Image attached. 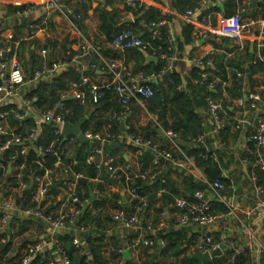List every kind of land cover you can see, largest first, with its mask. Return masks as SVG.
<instances>
[{"label": "built area", "instance_id": "2783aa9c", "mask_svg": "<svg viewBox=\"0 0 264 264\" xmlns=\"http://www.w3.org/2000/svg\"><path fill=\"white\" fill-rule=\"evenodd\" d=\"M97 1V0H91ZM142 1L150 0H123L126 7L137 9ZM238 1V0H234ZM246 4H250L251 0H243ZM264 2V0H261ZM45 6L48 9H55L66 14L62 6L57 0H45ZM202 4H196L192 8L185 11L187 16H196L201 23H210V14L202 10ZM35 10V4L27 6L22 13L29 14ZM164 21L149 22L146 29L155 38L160 35L161 27ZM260 33L256 40L257 55L253 60L257 59L264 64V18L260 21ZM46 27V20L40 21L32 28V34H35L37 29ZM245 24L239 14L231 16H223L220 18L217 30L222 35H229L235 38H240L243 34ZM167 45L165 50L160 45L152 46L149 42L144 41L140 35L133 33L128 27H123L117 31L110 41V44L118 50H128L137 48L142 50L149 56L157 58L165 64L162 68L155 72H137L126 80L123 75L120 64L117 60L102 61L104 68L108 72L109 79L103 84L89 83L87 77H81L78 81L72 82L71 97L82 105L87 104L86 100V86L88 87L89 99L95 103L100 97L103 89L111 90L115 100L121 105V111L111 115L112 118L119 115L124 118L129 110V103L135 100L141 107L146 108L144 101L151 97L156 92V85L162 81V76L168 70H174V66L178 58L176 47L173 39L168 35ZM80 55L93 52L97 54V49L94 44L89 43L84 37L80 39ZM47 51L41 50L40 55L44 58ZM213 54L211 52L209 55ZM206 56L193 57L190 61L193 66L199 68V79L195 83L204 86L206 90L214 91L217 84L220 82L218 77L207 80L208 72L205 68L211 67L212 61ZM229 56V55H228ZM69 62H54L51 64L42 63L37 68L29 81H26L25 72L17 57L16 51L10 47L3 45L0 47V106L8 99L19 96L21 113H16L17 119H23L30 115L36 116L40 122H36L37 126L31 128L27 136L21 138L17 135H12L10 139L6 140L0 147V151L8 149L12 144L20 145V153L27 152L26 141L35 140L42 131V126L46 123H52L54 126V139L44 149L42 146L37 147V153L43 154L44 151L55 156L56 160L52 166L44 167L41 175H35L31 178V183L35 185V193L32 200L36 202L35 206H25L23 202H18L17 197L13 194L4 195L3 179H0V223L3 226L10 224L15 216L22 217V219L42 220L45 222L46 234L43 239H35L26 244L20 255L10 262H3L0 264H30L33 258L40 254L42 259H46V264H69L65 252L62 249L58 236L63 233H70L73 231L72 244L80 250L81 254H86V241L83 234L91 231L90 226H78L77 220L79 216L91 209L89 198H79L75 189L77 179L82 176L80 173H75L71 181L68 182L64 189L65 197L62 206L56 213L45 214L43 206L40 202L44 199L54 184L55 176L61 172H67L66 166L63 165L61 156L64 154L63 148L57 144L60 138L63 139L62 127L64 120L61 116L65 112L64 101L69 96L67 92L60 94L59 102L52 108H40L33 104L34 97H29L26 94L34 90L37 85L43 80H48L50 77L57 74L60 67H65ZM237 76H242L238 72ZM5 77V78H4ZM29 84V85H27ZM226 82H221V89L225 87ZM158 86V85H157ZM180 88V87H178ZM261 92L249 90L243 96L236 98L235 104L239 108L232 116L233 128L241 130L245 124L249 123L248 114L252 112L254 118V129L249 136L251 142V160H242V167L246 170L247 185L251 187V193L257 195L256 201L248 208L245 218L238 212V206H235L234 201L238 198V188L241 186L236 182L229 172L220 167V178L228 181L227 189L230 190V201L226 195L221 193L224 189L223 184L219 180L208 181L204 176L201 167L196 164L195 157L188 155L178 144L179 134L171 130H164V140L168 145L161 144L155 139L144 137L139 134L127 133L122 138L135 149L137 156H140L144 151L151 153V161L149 167L143 172L133 170L129 165L125 164L121 167L111 165L112 159L109 158L104 162L103 144L106 138L91 130L83 131L86 138L89 140H97V145L88 156V161L95 164L97 169L106 166L109 176L108 178L114 181H123L121 184V191L119 197L115 201V206L111 209L110 217L112 222L117 227L124 231L132 232V235L127 240L126 248H118L114 245V240L109 233L93 234L92 238L100 237L103 248V256L110 257L111 253L121 254L120 258L115 264H124L126 260L123 252L125 249L137 250L141 248H154V246L163 248L166 246L164 238L158 237L160 232L166 233L169 226V221L176 218L177 228H191L188 234L187 245L185 246L186 254L204 255L210 254L219 249L222 244L224 248L217 256L211 257L210 261L219 259L221 264H237L240 257H246L244 264H261L260 260L264 255V182L260 183L258 174L264 175V101L261 100ZM205 104L207 106V114L204 118V127L192 143L202 145L205 152L210 153L212 160L217 159V153L209 149V140L212 134L225 133L228 129L229 122L225 117L223 100L216 99L212 95H206ZM241 109V110H240ZM1 117L3 115H0ZM123 120V119H120ZM159 127V126H157ZM160 128V127H159ZM5 132V127L0 124V134ZM71 142L77 140L71 136L66 140ZM11 167V166H10ZM16 167V172L13 176L21 180V174ZM60 170L62 171H59ZM167 172L174 174L180 172L191 176L195 181L206 184V189L197 191L193 195L194 201H188L182 197H175L171 205L159 209L154 213L155 208H159V202L152 206L148 205V193H140L136 187L131 185L134 179L142 181H154L158 177L165 175ZM244 176L241 177L243 180ZM94 182H100V178L92 179ZM162 182L165 179H161ZM6 184V183H5ZM28 183L19 181L18 187L24 190ZM165 188H161L157 193H165ZM93 194H98L97 190L92 191ZM96 196V195H95ZM219 201L227 208L226 212H215L214 202ZM175 211H171V209ZM102 210V209H98ZM129 210V211H128ZM95 213V211H92ZM157 216L155 217L153 216ZM222 222L232 228L230 234L218 232V226ZM51 248H54L51 250ZM209 262V261H208Z\"/></svg>", "mask_w": 264, "mask_h": 264}, {"label": "trees", "instance_id": "16d2710c", "mask_svg": "<svg viewBox=\"0 0 264 264\" xmlns=\"http://www.w3.org/2000/svg\"><path fill=\"white\" fill-rule=\"evenodd\" d=\"M198 0H172L170 7L176 12H184L187 8H192ZM108 6H112V0H104V6L99 14L100 21V31L105 36L107 42H110L113 36L117 33L119 29L125 26L120 27L121 21L116 18L113 10L107 9ZM240 3L235 2L234 0H227L225 2V12L224 16H231L236 14ZM26 6H23V10ZM86 6L84 5L83 8ZM143 8L131 9L127 8V11H131L134 15L139 13ZM218 10V8H216ZM260 16L264 18V9L261 7ZM74 12H77V10ZM243 17H247L246 13H243ZM85 15L81 16L80 22L83 20ZM145 22H157L164 20L165 16L162 15L155 8H148L144 14ZM132 27V32L140 35V37L149 42L152 46L160 45L165 50L167 45V33L164 26L161 27V33L159 36L153 38L150 32H145L146 27H143L138 24L137 21L130 24ZM190 28L184 29V40L188 42L190 39ZM95 46V45H94ZM96 47V46H95ZM128 57L133 59L135 62L134 72H157L159 71L165 62L157 60L156 63L148 62L146 60L145 54L142 50L137 48H132L126 50ZM69 55L65 58H62L61 62H70L71 58L75 55L81 53V51H73L72 49L67 50ZM111 57H114V54H110ZM248 46L245 47L244 53L240 55L227 57L225 53L214 52L211 55H208L207 58H210L212 61L211 67L205 68V71L208 72L207 80H211L214 77H218L220 82L217 84V87L214 91L206 90L204 86L195 83L196 79H199V73L201 70L197 67H193L189 76L181 78L175 70H168L162 76V84L158 83L156 85V92L144 101L147 111L156 118V121L165 130H171L179 134L181 137L180 146L186 151L188 155L195 157L196 164L201 167L202 172L208 181L219 180L224 189L221 190L223 195L230 194V190L227 189L228 181L220 178V167L222 163L214 162L211 159V155L208 152H205V148L202 145H196L192 143V139L201 132L204 127L203 118L196 112L198 107L205 105V96L212 95L213 97L221 98L222 90L221 82L228 81V78L231 79L229 85L225 87L224 91L227 93V97L223 100V106L227 109L229 100L228 98L233 99L242 93V85L244 77L237 76V73L240 72L242 75H246L249 87L253 88L257 85V82L253 76L258 72H264V64L259 60L255 59L249 61L248 59ZM33 64L36 63L32 59ZM37 64H39L37 62ZM51 64V63H49ZM145 64L143 67L136 68ZM175 67V66H174ZM175 69V68H174ZM73 66H70L66 72L56 74L49 78L46 82H40L37 87L26 95L29 97H34L33 104L40 108H52L60 100V94L63 91L70 90L69 83L76 82L79 80V72L76 71ZM88 72V73H87ZM86 74H90V70L86 71ZM1 84V80H0ZM163 84L166 85L169 92H166V88L163 87ZM180 87V88H178ZM252 91H256L255 89ZM86 100L89 107H92L90 112L85 110V105L78 103L74 99L66 98L64 101V106L66 111L61 113V116L64 121H69L75 123L82 116H86L87 119L82 125V130H90L94 133L98 132L106 123L111 125L110 127V136L106 138L105 143L103 144L104 151V162L109 158L112 159L111 165L119 166L124 165L125 161L122 158L121 154L123 152V147L125 140L122 138L127 133L138 134L133 129L127 128L124 132L120 129V119L124 121L127 120V115L125 118H120L119 115L112 118H107L104 116L106 112L118 114L121 111V105L115 100L112 91L109 89H103L101 91L100 97L95 103H92L89 99L88 87L86 86ZM87 105V104H86ZM137 105L135 100H131L129 103L130 110L133 109V106ZM139 106V105H138ZM169 111V116L172 118V122H166L163 120L166 113ZM16 113H21V110L13 104H8L0 107V124L5 127V132L0 134V147L12 135H17L21 138L27 136L31 128L37 126L35 120L31 117H25L23 119H17L15 117ZM54 126L52 123H46L42 126L41 134L33 141H26L27 152L25 154L20 153V145L12 144L8 149L0 151V179L3 176V173H6L8 165L19 169L21 174V180L17 179L15 176L8 175L7 180L11 181L13 184H18L19 181L27 182V187L22 190V195L17 201L23 202L25 206H35L31 198L35 193V185L31 183V178L35 175H41L44 171V167L52 166L56 158L52 154L44 151L43 154L39 155L37 153V147L42 146L44 149L48 146L51 140L54 139L53 135ZM228 131V129H227ZM141 135L147 138L157 139L161 144L164 143V140H159V135L157 133V127L153 122H150L143 128ZM178 142V143H179ZM60 148H63L64 154L61 156L62 167L66 166L67 172H61L60 175L55 176L54 184L51 187L47 197L42 199L40 202L43 206L47 202V207L44 208L45 214L56 213V208L59 203L57 201V195L59 194L60 189H65L69 181L72 180L75 173H80L82 176L77 179L76 184V193L79 198H89V189L92 191L97 190L99 193H104L103 196H97L96 200L90 204L91 209L83 212L78 220L77 225L80 226H90L91 231L83 234L86 243V254H81L80 250L72 244L73 232L63 233L58 236V240L61 243L62 249L65 252L67 258L69 259V264H115L116 261L120 258L121 254L111 253L109 259L103 256V248L101 245V238L96 237L92 238L93 234L99 233L103 235V231L99 229V225L103 221L99 215L101 213L105 214L107 208H114L115 201L119 197V193H106L107 185H116L121 187V182L123 181H114L108 178L109 173L106 166H102L99 170L95 167V164L88 161V156L91 154L93 148L99 145L97 140H94L93 143L90 142H81L75 140L71 142L69 139L62 141V138L57 142ZM132 150H135L133 147L129 146ZM139 163V169L136 171L143 172L146 170L151 161V153L149 151H144V153L137 157ZM126 164V163H125ZM222 164V165H221ZM59 171L60 170L59 168ZM175 177L172 178L170 173L167 172L165 175L158 177L154 181H142L140 179H134L131 182V185L137 188L140 193H148V205L152 206L154 203L159 202V208H155L154 213L158 212L159 209L171 205L175 197H182L188 201H194L193 195L197 191L205 190L206 184L202 182L195 181L191 176L185 175L180 172H175ZM99 177L100 182H94L92 179ZM165 179L162 182L161 179ZM178 180V181H176ZM258 180L260 183L264 182V175L262 173L258 174ZM161 188H165L166 192L161 193L158 196V191ZM52 196V197H49ZM49 198H51L49 200ZM49 200V201H48ZM214 211L215 212H226L227 208L224 204L219 201L214 202ZM102 209V210H98ZM95 211L93 213L92 211ZM129 211V210H128ZM175 211V209H171ZM106 215V214H105ZM155 219L157 216L153 215ZM104 220L112 221L109 216H106ZM26 229L24 225H21L18 233ZM158 237L164 238L166 241V246L159 248L154 246L153 257L160 260H164L165 264H173L169 262L171 259H174V264H221L219 259L212 260L209 262H199L193 258L192 255L186 254L185 246L188 241V232L186 228H181L176 230L169 228L166 233L160 232ZM114 245L118 248H121V245L118 242L114 241ZM10 246V241H6L5 244H0V259L8 251ZM54 248H51L53 250ZM148 249V248H147ZM247 256L240 257L237 260V264H244L247 260ZM149 261L144 264H155L154 262ZM46 259H42L40 254H37L30 264H46ZM261 264H264V255H262ZM124 264H134L130 260H125Z\"/></svg>", "mask_w": 264, "mask_h": 264}, {"label": "crops", "instance_id": "0c3cea01", "mask_svg": "<svg viewBox=\"0 0 264 264\" xmlns=\"http://www.w3.org/2000/svg\"><path fill=\"white\" fill-rule=\"evenodd\" d=\"M57 1L62 6L66 14L55 9H48L45 6V0H0V47L6 45L16 51L17 57L25 72L26 81H29L33 72L39 68L42 63L49 64L61 62L62 58L69 55L67 52L69 49L76 52L79 51L80 39L82 37H84L89 43L94 44L98 53L94 54L93 52H90L81 58L79 57L80 54L73 56L69 62L70 64L65 66V70L63 72H66L70 66H73L80 74L79 79L81 77H87L89 83L103 84L109 79V76L102 61L117 60L120 64V69L123 75L126 76V80L128 81L129 78L135 74V62L133 59L128 57L126 50H118L114 48L110 42H107L105 36L99 28V14L104 6V0H97L94 2L91 0ZM226 1L227 0H198L196 4H202V10L205 13L210 14V23L206 24L201 23L199 18L196 16H187L185 11L190 8L185 9V11L181 13L174 11L170 7L172 0L142 1L139 8L143 9L135 15L131 11H127L128 7L124 5L123 0H112V6H108L107 9H112L116 18L121 21L120 27L125 26L131 30L132 27L130 24L135 21H137L139 25L146 27L147 22H145L144 14L150 7L157 9L162 15H164L165 18L163 20V26L166 29L165 32L171 39H173L178 58L180 59L176 62L174 70L175 73L183 78L189 76L190 70L194 67L190 61L193 57L206 56L211 52L225 53L227 57L240 55L244 53L245 47L247 46L249 51L251 45L254 47L253 58L256 57V40L259 37L261 26L260 21L262 20L260 12L262 11L261 7L264 9V2L257 0L254 4H252V2H250V4H246L243 0L235 1L240 3L236 14L240 15L243 23L245 24L242 36L240 38H235L229 35H222L217 30L218 22L220 18L224 16ZM31 4H35V10L29 14L22 13V11ZM219 4L222 5V8L218 6ZM84 5L86 6L85 8H83ZM23 6L26 7L22 10L21 8ZM216 8H218V10H216ZM74 10H77V12H74ZM243 13H246L247 17H243ZM69 14H72L76 20H71L68 17ZM82 15H85V17L80 22ZM129 19H131V22L126 21ZM42 20H46V27L37 29L35 34H32V28ZM185 28L191 29L190 39L188 42H185L184 40ZM43 49L47 51L44 58L40 55V52ZM110 54H114V57H111ZM145 57L148 62L150 61L156 63L158 60L148 54H145ZM147 57H153L155 60L151 61L147 59ZM32 59L36 63L33 64ZM37 62L39 64H37ZM144 65L145 64H142L136 68L140 70V68ZM88 70H90V74H86V71ZM253 78L257 82V85L251 88L248 85L246 75H244L242 93L236 98L243 96L249 90L254 89L261 92V94H264V72L256 73ZM0 80L2 82V78H0ZM48 80H43L42 82H46ZM230 81L231 79L228 78L225 87L227 86V83L229 85ZM71 83L72 82L69 83V86ZM160 83L162 84L163 82L161 81ZM163 87L166 88V92L170 91L166 85L163 84ZM224 89L222 90V97H216V99L224 100V98L228 96ZM63 92H67L69 95L67 98L73 99L71 97L72 88ZM236 98H228L227 100H229V103L227 109L224 108L225 117L230 126L228 127V131L221 134H212L209 140V149L217 153V159L213 161L222 163L223 165L221 164V167L228 171L229 175L233 176L236 182L241 185L238 188V198L235 199L234 204L235 206H238V212L245 218L248 208H250L256 201V198H258L257 195L251 193L252 189L249 185H247L248 181L246 180V170L241 164V161L244 159H252V145L249 136L254 129L255 121L252 112L250 111V114H248L250 124H245L244 128L241 130L233 128L231 117L234 116L237 109H239L235 104ZM8 104H13L19 108V96L6 100L1 106ZM138 105L139 104L137 103V105L133 106V109L131 108V110L129 106V110L126 114L128 118L124 121L125 130L129 127L141 135L143 134V128H145L150 122H153L156 127L159 126L165 130L160 123L156 121L153 114L149 113L146 108ZM85 106V110L87 112L92 110V107H89L88 103ZM196 112L204 120L207 114L206 104L198 107ZM104 116L110 118L111 113L106 112ZM29 117L33 118L38 123L40 122V120L34 115H30ZM163 120L169 122V124L172 122V118L169 116V111L166 113ZM110 127L111 125L106 123L96 133L103 138H108L110 136ZM159 138V140H164L161 136H159ZM177 141L181 142V137H179ZM180 142L178 143L179 145ZM163 144L168 145L165 140ZM129 146L130 145L125 141L121 156L125 163L136 171L139 169V163L137 160L138 156L136 155L135 150H132ZM121 166L123 165L121 164L116 167ZM9 167L10 165H8L6 173H3V176L1 177V179H3L2 182L6 183H3L4 195L7 196L13 194L17 197V199H20L22 190L19 189L18 184H13L11 181L7 180V176H13L17 170L11 166L9 171ZM175 175L176 174H170L172 178H174ZM243 176L244 178L241 180V177ZM120 188L121 187L116 185H107L106 193L118 194L119 191H121ZM103 194L104 193H98L94 195H96L95 197L97 198V196H103ZM230 195L231 194L226 195L229 201ZM64 197L65 191L64 189H60L59 194L57 195V201H55H59L56 208L57 211L62 206H65L63 204ZM50 199L51 198H49V200ZM46 204L47 202L45 203L44 208L47 207ZM68 208V206H65V209ZM110 215L111 214H109V217ZM99 217L103 220L99 225V229L103 231L104 234H111V237L115 242H118L122 248H126L127 240L132 235V232L124 231L122 228L117 227V225H115L112 221L106 222V220H104L106 215L103 213H101ZM12 219L13 220H11L10 224L7 226H3L0 223V244H5L6 241H10L8 251L1 257L0 263L10 262L17 258L26 244L35 239H43L46 234L47 226L45 222L40 219H22L20 215L15 216ZM168 224L170 228L180 230V228H177L175 217L173 220H170ZM21 225H24L26 229H24L22 233H18ZM218 229V232L230 234V230L232 228L227 224V222H222L218 226ZM190 230L193 231L191 228H188V234L191 232ZM262 238H264V236H262ZM152 249L153 248H141L137 250H130L128 260L132 261L134 264H144L145 262H149L152 260L151 257L154 255ZM152 262L155 264L166 263L164 260H160L157 257L154 258ZM169 262L174 264V259H171ZM56 264H59V262L56 261Z\"/></svg>", "mask_w": 264, "mask_h": 264}, {"label": "water", "instance_id": "95a60500", "mask_svg": "<svg viewBox=\"0 0 264 264\" xmlns=\"http://www.w3.org/2000/svg\"><path fill=\"white\" fill-rule=\"evenodd\" d=\"M257 0H251L252 4L256 3ZM220 8H222V5L219 4L218 5ZM68 17L75 21V17L72 15V14H69ZM127 22H131V19L129 20H126ZM145 32H149L148 30H146ZM249 56H248V59L249 61H251L253 59V53H254V47L253 45L250 46L249 48ZM147 59L151 60V61H154L155 59L153 57H147ZM65 70V67H60L58 70H57V74H60L62 73L63 71ZM5 78V77H4ZM261 100L264 101V94L261 95ZM87 117L86 116H82L78 121H76L75 123H71L69 121H65L64 124H63V127H62V132H63V139L62 141H65L67 138L73 136L75 137L77 140L81 141V142H90V143H93L92 140H89L88 138H86V136L84 135L83 133V130H82V125L85 123ZM120 129L121 131H125V126H124V120H121L120 121ZM157 133L159 136L161 137H164V130L162 128H157ZM9 171H10V167H9ZM96 200V197L95 195L92 193V190L89 189V202L90 203H93L94 201ZM225 246L224 244H222L220 246L221 249H223ZM216 249L215 251H213L210 254H204V255H199V254H194L191 256V258L199 261V262H208L210 261L211 257L213 256H217L221 253V249ZM129 248L125 249L124 252H123V255H124V258L125 259H129Z\"/></svg>", "mask_w": 264, "mask_h": 264}, {"label": "rangeland", "instance_id": "374dc122", "mask_svg": "<svg viewBox=\"0 0 264 264\" xmlns=\"http://www.w3.org/2000/svg\"><path fill=\"white\" fill-rule=\"evenodd\" d=\"M112 208H107L105 211L106 216H109ZM16 253V252H15Z\"/></svg>", "mask_w": 264, "mask_h": 264}]
</instances>
